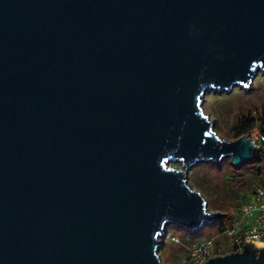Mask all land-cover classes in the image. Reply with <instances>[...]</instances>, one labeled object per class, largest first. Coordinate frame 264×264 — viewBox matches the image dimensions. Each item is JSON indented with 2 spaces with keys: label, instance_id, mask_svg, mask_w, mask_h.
<instances>
[{
  "label": "water",
  "instance_id": "1",
  "mask_svg": "<svg viewBox=\"0 0 264 264\" xmlns=\"http://www.w3.org/2000/svg\"><path fill=\"white\" fill-rule=\"evenodd\" d=\"M259 71L264 0H0V264H163L170 224L222 216L189 170L256 154L206 94Z\"/></svg>",
  "mask_w": 264,
  "mask_h": 264
},
{
  "label": "rangeland",
  "instance_id": "2",
  "mask_svg": "<svg viewBox=\"0 0 264 264\" xmlns=\"http://www.w3.org/2000/svg\"><path fill=\"white\" fill-rule=\"evenodd\" d=\"M252 88L235 87L231 92L208 93L204 103L210 120L214 119L216 132L227 140L237 136L239 120L254 110H261L264 103V73L259 71L252 80ZM188 183L200 189L210 211L220 212L221 217L193 233L176 224H170L166 231L164 244L160 248L163 264H184L187 247L204 239L215 238L217 254L225 255L233 251L229 246L231 237L222 233L223 224L231 226L240 219L235 209L249 201L252 193L264 185V163L248 162L241 167L231 164L229 158L220 167L212 162H201L188 172ZM179 238L181 243L175 242Z\"/></svg>",
  "mask_w": 264,
  "mask_h": 264
},
{
  "label": "built area",
  "instance_id": "3",
  "mask_svg": "<svg viewBox=\"0 0 264 264\" xmlns=\"http://www.w3.org/2000/svg\"><path fill=\"white\" fill-rule=\"evenodd\" d=\"M252 116L259 118V112L254 110ZM247 135L256 142L255 153H264L263 127L257 124ZM235 213L240 215V219L231 226H222V233L232 238L229 245L233 247L232 252L242 251L247 239L249 242L264 244V185L252 193L249 201L235 209ZM174 240L181 243L179 238ZM217 247L215 238H207L188 246L184 264H205L212 256L219 255Z\"/></svg>",
  "mask_w": 264,
  "mask_h": 264
},
{
  "label": "trees",
  "instance_id": "4",
  "mask_svg": "<svg viewBox=\"0 0 264 264\" xmlns=\"http://www.w3.org/2000/svg\"><path fill=\"white\" fill-rule=\"evenodd\" d=\"M259 112V118H255L252 116V113H248L244 115L238 122L236 129H237V136L240 137L242 135L247 134L251 129H253L257 124L261 125L264 130V103L262 105L261 110L257 109ZM253 161L256 164H263L264 163V153H256L254 156Z\"/></svg>",
  "mask_w": 264,
  "mask_h": 264
}]
</instances>
